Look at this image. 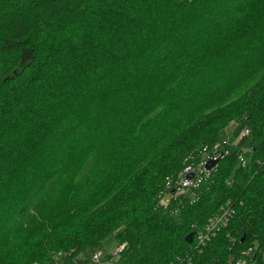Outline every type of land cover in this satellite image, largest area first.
Listing matches in <instances>:
<instances>
[{"label": "trees", "instance_id": "trees-1", "mask_svg": "<svg viewBox=\"0 0 264 264\" xmlns=\"http://www.w3.org/2000/svg\"><path fill=\"white\" fill-rule=\"evenodd\" d=\"M114 247L118 264H264V0H0V264Z\"/></svg>", "mask_w": 264, "mask_h": 264}, {"label": "built area", "instance_id": "built-area-1", "mask_svg": "<svg viewBox=\"0 0 264 264\" xmlns=\"http://www.w3.org/2000/svg\"><path fill=\"white\" fill-rule=\"evenodd\" d=\"M249 134L248 130L245 129L241 131V137H247ZM221 154H219L218 147H215L212 155H204L202 160L196 166H188L184 169L180 179L177 181H172L167 183V190L160 198L159 204L166 208L169 206V197L178 198L183 196L187 190L191 188H196L203 180L207 178L208 172L205 167L211 160H219ZM193 174L190 180H182L186 175ZM168 193V194H167ZM168 195V196H166ZM231 218V212L228 209H223L219 215L210 220L205 231L197 234L195 238L196 248L204 246L210 239L214 236L215 232L221 227L225 226L226 223ZM121 247H114L108 251H96L93 253L91 260L95 264H118L119 253L121 252ZM52 264H65L61 259L55 258ZM229 264H258L255 261V255L253 250L249 249L244 252L238 259L232 260Z\"/></svg>", "mask_w": 264, "mask_h": 264}, {"label": "rangeland", "instance_id": "rangeland-1", "mask_svg": "<svg viewBox=\"0 0 264 264\" xmlns=\"http://www.w3.org/2000/svg\"><path fill=\"white\" fill-rule=\"evenodd\" d=\"M234 128H235V125L234 124H230L223 131H221V133L219 134V141L222 142V143L226 142L232 136ZM240 134H241V132H240ZM240 134H239V137H240ZM249 141H250V138L248 137L247 141H246V144H245L246 147L248 146ZM92 255H93V253H89L90 257H92ZM69 260H71V259H69Z\"/></svg>", "mask_w": 264, "mask_h": 264}, {"label": "water", "instance_id": "water-1", "mask_svg": "<svg viewBox=\"0 0 264 264\" xmlns=\"http://www.w3.org/2000/svg\"><path fill=\"white\" fill-rule=\"evenodd\" d=\"M218 160H211L209 161L208 165L205 167L207 170H210L211 168H213L216 164H217ZM193 177V174H188L186 175L182 180H190ZM193 239V234H189L186 238V242L187 243H191Z\"/></svg>", "mask_w": 264, "mask_h": 264}]
</instances>
